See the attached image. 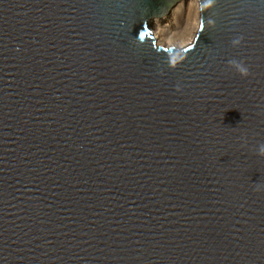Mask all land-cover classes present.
I'll return each mask as SVG.
<instances>
[{
	"label": "water",
	"instance_id": "water-1",
	"mask_svg": "<svg viewBox=\"0 0 264 264\" xmlns=\"http://www.w3.org/2000/svg\"><path fill=\"white\" fill-rule=\"evenodd\" d=\"M176 1L0 0V264H264V0Z\"/></svg>",
	"mask_w": 264,
	"mask_h": 264
},
{
	"label": "bare ground",
	"instance_id": "bare-ground-1",
	"mask_svg": "<svg viewBox=\"0 0 264 264\" xmlns=\"http://www.w3.org/2000/svg\"><path fill=\"white\" fill-rule=\"evenodd\" d=\"M200 0H178L172 9V22L162 26L154 20V29H149L160 47L182 48L197 36L200 25Z\"/></svg>",
	"mask_w": 264,
	"mask_h": 264
},
{
	"label": "clouds",
	"instance_id": "clouds-1",
	"mask_svg": "<svg viewBox=\"0 0 264 264\" xmlns=\"http://www.w3.org/2000/svg\"><path fill=\"white\" fill-rule=\"evenodd\" d=\"M239 70L242 72V74L247 75V69H244L240 66H238ZM259 154L264 155V144H262L259 148Z\"/></svg>",
	"mask_w": 264,
	"mask_h": 264
}]
</instances>
